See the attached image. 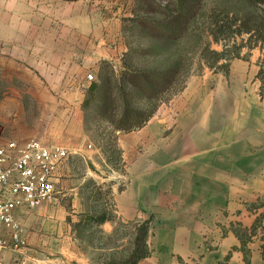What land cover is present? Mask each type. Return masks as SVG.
Wrapping results in <instances>:
<instances>
[{
	"label": "crops",
	"instance_id": "crops-1",
	"mask_svg": "<svg viewBox=\"0 0 264 264\" xmlns=\"http://www.w3.org/2000/svg\"><path fill=\"white\" fill-rule=\"evenodd\" d=\"M68 1L0 0V82L8 86L1 128L20 121L23 111L13 117L14 111L23 108L20 94L28 93L48 111L40 121L49 126L47 136L63 131L60 125L86 136V78L103 61L119 62L126 47L115 19L95 20L88 5L81 14L63 15ZM61 22L78 35L61 36L55 29ZM262 70V49L233 59L227 73L191 79L147 126L125 135L122 148L131 162L123 189L113 191V218L103 212L84 219L86 200L68 160L51 202L16 210L27 243L5 250L0 264H128L127 258L104 256V244L86 242L88 221L107 237L119 224L131 226L136 236L149 222L151 255L138 264H248L246 258L264 264L259 230L253 235L261 215L253 206L264 198ZM9 136L24 141L19 132ZM7 237L0 225V239Z\"/></svg>",
	"mask_w": 264,
	"mask_h": 264
},
{
	"label": "rangeland",
	"instance_id": "rangeland-1",
	"mask_svg": "<svg viewBox=\"0 0 264 264\" xmlns=\"http://www.w3.org/2000/svg\"><path fill=\"white\" fill-rule=\"evenodd\" d=\"M156 1L163 7L169 4V0ZM68 2L65 5L67 7L62 11L63 15L67 12L70 15L81 14L85 10V6L88 5L95 20L100 18L115 19L114 27H118L120 30L126 53L119 62H108L114 67L115 75L111 76L104 69L103 63L107 61L101 62L98 70L92 72L96 77V83L101 84L103 89L105 88L103 91L107 90L110 83L111 86L118 83V88L123 89L114 92V95L119 99L118 110L115 111L118 115L114 117L117 123L121 119V108L125 104H129L133 110L150 111L155 106H159V110L160 107H165L178 96L181 97L184 88L191 79L203 77L208 73L223 72L224 66L233 56L246 57L251 51L262 48L254 38L241 35L235 26L239 10L242 12L243 10L250 12L255 10L247 7L243 0H203L196 17L184 24L177 39L152 37L147 30L131 21L132 18H148L144 15L141 0H69ZM149 18L153 19L154 17ZM155 20L159 22L161 17H157ZM65 24L66 22L57 24L56 32L61 33V36L78 35L70 33L69 27L66 28ZM108 71L111 72L110 69ZM155 71H172V84L170 89L165 92H162L163 87L160 85L149 88L148 94L154 95V98L148 100L144 94L134 90L130 82L134 80L137 72ZM100 76H102L101 80ZM88 86L89 92L92 84L88 83ZM7 87L6 83L0 82V103L4 99ZM88 92L85 101L90 98ZM20 95L23 108L15 109L13 117L15 114L21 115L20 112L23 111V119L0 127V135H3L0 137L6 141L19 142L20 140L22 143L38 139L45 143H55L68 148L71 152L69 161L76 186L79 188L80 196L86 200L80 208L82 212H85L84 219L89 214L101 215L103 212H108L113 218L116 211L113 191L115 188L123 189L126 184L127 166L131 162L125 157L122 148L124 145L121 141L126 138L125 135L143 129L149 122L141 129L116 133L114 126L108 122V118L111 116L105 117L97 111L98 106L101 105L102 99H100L93 102L87 110L83 109L82 130L86 136H77L75 133H71L69 131L72 128L71 125H60L63 131L58 132L57 136H51V134L47 136L46 132L49 126L45 123L41 124L40 121L42 120L41 116L47 114L48 111L41 110L38 107V102L32 99L31 94ZM43 120L46 122L50 119L45 117ZM14 132L24 135L21 136L24 137V141H21V138L18 139L20 136H9ZM256 206H261L259 208V210L261 209L260 217L263 216L264 198ZM84 229L86 242L91 245L102 246L104 244V256L110 254L112 262H116L117 259L122 261L124 258L129 260L136 251L137 235L134 236L131 226L119 224L110 237L103 236L89 221L86 222ZM258 230L260 232L258 238L263 241V251L264 217L259 222ZM94 241L96 242L93 243ZM143 246L139 245L140 252L135 254L134 260L141 256ZM109 249L110 253H107ZM98 255L102 261L103 253H98ZM128 264L130 263L128 262Z\"/></svg>",
	"mask_w": 264,
	"mask_h": 264
},
{
	"label": "trees",
	"instance_id": "trees-1",
	"mask_svg": "<svg viewBox=\"0 0 264 264\" xmlns=\"http://www.w3.org/2000/svg\"><path fill=\"white\" fill-rule=\"evenodd\" d=\"M203 0H169V4L166 7H163L162 4L158 3L156 0H141L144 8V15L148 18L135 19L132 18L131 21L138 24L139 27L148 31L152 37L159 39H177L179 38L178 33L183 30V26L186 22L194 19L197 11L200 9ZM247 7H250L253 12L249 10H239L237 15V21L235 26L238 28V32L241 35H248L251 38H254L258 44H261V49L264 51V0H243ZM263 13V14H262ZM149 17H154L153 19ZM161 17V21L157 22L155 19ZM240 58V56H233V59ZM223 68V72L227 73L229 70L230 61ZM104 69L107 70L108 74L111 76L115 75L114 67L108 63H103ZM111 70L108 71V70ZM172 71L167 72H137V75L131 80L130 85L134 90H138L148 100H152L154 95H149V88L154 87L155 85L162 86V92L168 91L172 84L171 73ZM102 76H100V80ZM259 79L263 82L264 85V70L259 74ZM105 88L99 83H94L89 89V96L83 105V109L87 110L93 102L101 100V105L98 106V112L102 113L103 116L110 115L108 122L114 126V131L116 133L122 131H133L135 129L143 128L151 119L154 117L155 113L158 111L159 106L153 107L150 111H141L133 110L130 108L129 104H125L121 108V119L119 122H115V116L118 115L115 111L118 110L119 99L118 96L114 95L115 90H123L118 88V83H115L111 86V83L108 85L106 91ZM164 102V101H162ZM161 102V103H162ZM255 210H259L261 206H253ZM264 217H259L253 227V235L257 233L259 222ZM149 222L144 223L140 228H138V233L135 240L136 251L133 256L128 260L130 264H138L141 259H145L151 255V252L148 248V239H149ZM144 245L143 251L140 257L134 260L135 254H138L139 245ZM245 246V242H244ZM264 253V248H263ZM248 264H250L249 259H247ZM127 262V263H128Z\"/></svg>",
	"mask_w": 264,
	"mask_h": 264
},
{
	"label": "built area",
	"instance_id": "built-area-1",
	"mask_svg": "<svg viewBox=\"0 0 264 264\" xmlns=\"http://www.w3.org/2000/svg\"><path fill=\"white\" fill-rule=\"evenodd\" d=\"M87 82H96L94 74ZM68 148L32 139L23 144L0 137V225L8 233L0 239V255L26 246L25 229L15 218L18 209H37L56 195L59 169L70 159Z\"/></svg>",
	"mask_w": 264,
	"mask_h": 264
}]
</instances>
